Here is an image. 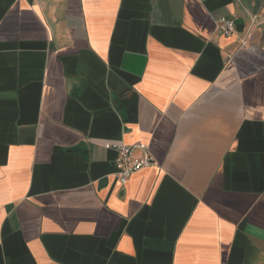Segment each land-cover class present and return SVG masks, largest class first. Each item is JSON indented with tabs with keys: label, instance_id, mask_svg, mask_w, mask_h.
I'll use <instances>...</instances> for the list:
<instances>
[{
	"label": "crops",
	"instance_id": "0c3cea01",
	"mask_svg": "<svg viewBox=\"0 0 264 264\" xmlns=\"http://www.w3.org/2000/svg\"><path fill=\"white\" fill-rule=\"evenodd\" d=\"M0 264H264V0H0Z\"/></svg>",
	"mask_w": 264,
	"mask_h": 264
},
{
	"label": "built area",
	"instance_id": "2783aa9c",
	"mask_svg": "<svg viewBox=\"0 0 264 264\" xmlns=\"http://www.w3.org/2000/svg\"><path fill=\"white\" fill-rule=\"evenodd\" d=\"M215 30L220 36H229L235 30L234 20L228 17H219L215 20ZM107 149H114L118 153V158L114 162V177L117 183L125 185L129 178L144 168L153 166L147 146L139 145H104Z\"/></svg>",
	"mask_w": 264,
	"mask_h": 264
}]
</instances>
